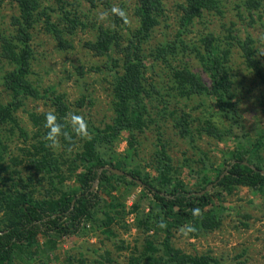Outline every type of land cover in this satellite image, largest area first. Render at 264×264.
I'll return each mask as SVG.
<instances>
[{"label":"trees","instance_id":"16d2710c","mask_svg":"<svg viewBox=\"0 0 264 264\" xmlns=\"http://www.w3.org/2000/svg\"><path fill=\"white\" fill-rule=\"evenodd\" d=\"M5 1L0 0V4ZM10 1L18 6L20 15L14 22L17 35L2 39L0 58L9 64L11 69L0 81V130L7 129L10 134L16 135L19 129L17 114L24 102L32 99L48 102L49 108L66 125V117L74 113L73 110L77 114L82 109L86 135L89 137L73 133L70 127L66 129L69 137H61L57 146L61 144L62 148L69 150L80 149L76 158L66 162L62 153L55 152L57 146H50L46 139V114H30V122L36 131L33 145L25 151L26 157L21 160H8L9 146L0 134V264H22L19 258L29 262L38 254L37 246L41 239H46V251L54 252L66 240L85 236L92 231L104 230L107 237H112V227L114 228L117 217L112 218L110 213L101 209V202L103 193L111 194L115 191L114 183H123L129 188H141L143 199L148 203L149 213L142 222V244L131 253L128 264H225L222 259H217L211 253L187 254L174 245L173 238L178 231H188L192 240L220 231L223 227L222 214L226 210L220 209L216 204L238 189L245 188L254 194L264 195V175L261 173L264 172V161L260 156L264 150V130L257 132L256 139H253L241 129L243 134L236 137V150L222 156L223 171L212 164L206 154L202 155L196 168L192 166L191 160H182V166L190 169L191 176L197 177V183L194 184L197 192L188 189L181 181V166L175 168V161L169 155L168 146L164 142L156 148L154 154L156 176L143 172L138 165V151L135 149L139 136L145 134L153 123L149 109H153L156 104L163 106L161 112L174 116V129L181 139L191 144L194 151L197 150L198 137L223 142L233 136L232 131L220 130L212 122L195 127L197 120L192 115L184 111H170L172 102L168 96H162L152 78L147 79L146 75L149 67L154 69L158 64L168 65L172 59L184 55L182 52L188 50L203 67L210 84H206L200 75L193 73L189 68L171 69L175 82L173 92L184 100H206L204 107L208 106L220 120L239 125L236 102L239 85L232 70L233 50L236 45L247 71L251 72L259 86L264 88V46L260 51L257 42L251 37L242 41L229 29L226 31L227 36L223 38L208 34L199 39V46L190 47L183 40V36L191 34L196 23L200 22L205 14L222 16L225 13L222 9L223 0H185L179 7L181 16L174 40L151 49L147 45L155 30L165 21L166 0H139L135 10L139 28L125 44L116 32L104 28L99 29V35L94 42L86 44L87 49L96 57L108 58L115 52L121 55L120 60L112 61L111 68L113 74L110 95L113 118L107 126L106 122L102 123L104 129L99 130L93 122L88 121L89 111L93 106L91 97H82L76 102L74 109L67 96L59 94L55 87H46L42 91L40 83L31 80L34 61L32 31L39 22V17L43 16L47 20L46 28L56 39L58 46L64 51H70L74 46L68 43L66 38L85 28L80 16L76 12H65L63 20L68 27L63 29L60 25L52 24L50 16L46 15L47 11L41 10V0ZM84 1L93 9H111L113 0ZM261 3L260 0H245L243 13L251 22H254L255 14L262 10ZM120 10L124 11V6ZM243 13H239L242 19L245 17ZM113 15L118 26L125 25V17L116 13ZM83 75L84 73H81L80 77ZM1 88L12 97V101L6 105L1 101ZM262 106L264 109V103ZM124 133L128 135L129 149L124 155H119L114 150V145ZM21 134L28 138L24 131H21ZM65 164L69 166V173L72 174L82 169L81 173L75 174L73 187L66 184L67 178L62 170ZM24 165L27 177L22 176L24 171L20 174L17 170ZM11 167L13 169H10ZM108 168L122 171L132 180L108 171L100 174L101 170ZM226 171L228 174L221 180ZM211 172L213 176H210ZM44 179L47 180L48 189L41 190L40 185ZM98 180L100 183L94 192L93 188ZM214 184L217 185L210 193L200 195ZM59 186L64 189H59ZM74 202L75 206L72 208ZM138 206L134 208L136 211H139ZM104 207L111 213L122 208L121 205L113 203ZM99 216H104L105 220L98 218ZM66 262L119 264L111 259L109 253L94 258L92 262L84 253L80 252L78 256L68 254ZM229 264L249 263L236 260Z\"/></svg>","mask_w":264,"mask_h":264},{"label":"rangeland","instance_id":"374dc122","mask_svg":"<svg viewBox=\"0 0 264 264\" xmlns=\"http://www.w3.org/2000/svg\"><path fill=\"white\" fill-rule=\"evenodd\" d=\"M260 1L262 2V10L255 14L254 22H251L243 13L242 7L245 0H223L222 9L225 15L205 14L204 18L196 23L192 33L183 36V40L193 48L199 46V39L203 36L213 34L223 38L227 36L226 31L232 29L234 36L240 37L242 41L251 37L257 42L258 50L262 51L264 46V0ZM41 3V10L47 11L46 15L50 16L52 24L60 25L64 29L68 27L63 20L65 12H76L85 24V28L79 29L74 36L66 38V41L74 46V49L64 51L48 32L47 20L40 16L39 22L32 31L31 47L34 50V61L31 80L39 82L42 91L46 87H55L59 94L67 96L68 102L74 106V109L76 102L80 101L82 97H91L93 106L89 111L88 121L93 122L96 128L102 130L104 129L102 123L106 122L107 126L111 124L113 118L110 95V81L113 74L111 68L112 61L120 60L121 55L119 52H115L108 58L96 57L93 52L87 49L86 44L97 39L100 28L116 32L121 42L125 44L139 28V20L135 17L139 0H113L111 9H93L84 0H61V2L59 0H41ZM184 3L185 0L165 1V21H162L160 27L155 30L147 47L154 49L161 43L174 40L179 29L181 16L179 7ZM122 6H124L126 22L124 26H118L112 9L120 10ZM101 13H107V16L100 19ZM239 13H243L245 17L242 19ZM19 15L18 6L10 0L0 4V54L2 52V39H10L17 35V27L14 22L19 18ZM182 53L184 55L172 59L168 65L158 64L155 65L154 69L149 67L150 70L146 78H152L156 89L163 97L168 96L167 98L172 102L170 111H184L192 115L197 120L195 127L198 124L212 122L220 130L232 131L233 136L223 142L198 137L197 150L194 151L190 146L191 144L187 140L181 139L174 129L172 120L174 116L161 112L163 106L156 104L152 107L153 109H149L153 123L145 134L139 136V143L135 151H138L137 159L141 170L156 176L155 162H153L154 154L156 148L162 146L161 143L164 142L168 146L169 155L175 161V168L181 166V173L179 174L181 181L188 189L197 192L194 185L197 183V177L191 176L190 169L184 168L181 161L189 159L193 162L192 166L196 168L200 164L202 155L206 154L208 159L213 162L212 164L223 171L224 160L222 156L236 150V137L243 134L241 129H244V132L253 139H256L257 132L264 130V109L262 106L264 88L260 87L252 73L247 71L240 50L235 45L232 70L239 85L236 91L239 125L232 124L230 121H222L208 106L204 107L206 100L198 98L184 100L173 92L175 82L171 76V69L189 68L193 73L200 75L206 84H210L208 75L195 56L188 50ZM10 69L9 64L0 58V81ZM81 73H84L82 77H80ZM1 92L3 104L6 105L12 101V97L5 93L2 88ZM73 111L76 114L75 110ZM79 111L77 115L84 117L83 110L80 109ZM49 112L53 111L49 108L48 102L28 99L17 114L19 129L16 131V135L10 134L7 129L0 130L1 138L9 146L8 160L13 158L21 160L26 157L25 151L33 145L36 129L30 122V114L42 115ZM21 131H24L28 138L23 136ZM128 140V135L124 133L120 140L115 143L114 150L119 155H124L128 151ZM59 145L61 147L57 146L55 152L57 154L62 153L66 162H71L80 151L78 148L69 150L62 148L61 144ZM260 156L264 161V150L261 151ZM204 160L207 161L206 158ZM11 165L13 166V164ZM25 166L17 169L20 174L24 171L23 177L28 176L24 170ZM62 170L63 175L67 178L66 184L73 187L75 174L81 173L82 169L72 174L69 173V166L65 164ZM3 176L8 177L7 175ZM210 176H213L212 172ZM114 186L116 189L113 193L102 194L103 200L101 202V209L110 213V217H117V222H115L114 228L112 227V237H107L104 230L92 231L85 236L66 240L54 252L51 250L47 252L46 239H41L37 246L38 254L36 256L29 262L20 258L18 260L22 264H47L48 261L50 264H67L68 254L78 256V253L81 252L92 262L94 258L109 253L114 262L128 264L131 253L136 251V248H140L142 244L141 232L144 230L142 222L149 213L148 203L143 199L141 188H129L123 183H114ZM59 187V189H64V187ZM44 188L48 189L46 179L40 185L41 190ZM110 203L121 205L122 208L111 213L107 207H104ZM137 205H139V211L134 209ZM216 205L227 211L222 214L223 227L220 231L198 240L190 239L188 231H178L173 238L174 245L191 255L211 253L217 259H222L225 264L236 260L246 261L249 264H264V195L254 194L249 189L242 188L236 190L232 195L226 196ZM117 212L118 214H116ZM98 218L105 220L104 216ZM245 225L248 227L245 228Z\"/></svg>","mask_w":264,"mask_h":264},{"label":"clouds","instance_id":"9594fccd","mask_svg":"<svg viewBox=\"0 0 264 264\" xmlns=\"http://www.w3.org/2000/svg\"><path fill=\"white\" fill-rule=\"evenodd\" d=\"M112 12L118 14L121 17L125 16L123 10L112 9ZM106 16L107 13H101L100 19H104ZM66 119L68 121L67 125L61 122V120H59L56 114L53 112H49L45 115V121H46L45 127L48 129L46 139L50 142V146L52 147L57 146V144L59 143V139L61 137H65V138L69 137L70 134L66 130L68 127L71 128L73 133L86 135V123L84 122L82 116L72 113L69 114V116L66 117ZM161 226L163 227V225Z\"/></svg>","mask_w":264,"mask_h":264},{"label":"water","instance_id":"95a60500","mask_svg":"<svg viewBox=\"0 0 264 264\" xmlns=\"http://www.w3.org/2000/svg\"><path fill=\"white\" fill-rule=\"evenodd\" d=\"M253 169H254V168H253ZM254 170H255V169H254ZM104 171H108V172H110V173H112V174H114V175H116V176H119V177H127L128 179L132 180V178H131L129 175H127L126 173H124V172H122V171H119V170H115V169H113V168L103 169V170L100 171V174H102ZM261 173L264 175V172H261ZM227 174H228V172H226V173L224 174V176H222L221 180H222ZM99 183H100V180H98V181L96 182V184H95V186H94V188H93V191L96 189V187H98ZM138 184H139L140 186H143V184L140 183V182H138ZM216 185H217V184L210 185V186L206 189V191L203 192V193L200 194V195L203 196V195H205V194L210 193V192L214 189V187H215ZM74 206H75V202H74L72 208H74ZM72 210H73V209H72Z\"/></svg>","mask_w":264,"mask_h":264}]
</instances>
